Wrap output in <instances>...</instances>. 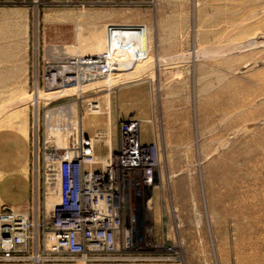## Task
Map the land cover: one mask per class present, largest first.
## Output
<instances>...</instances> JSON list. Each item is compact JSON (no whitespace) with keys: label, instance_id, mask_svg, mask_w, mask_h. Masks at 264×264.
Here are the masks:
<instances>
[{"label":"rangeland","instance_id":"rangeland-1","mask_svg":"<svg viewBox=\"0 0 264 264\" xmlns=\"http://www.w3.org/2000/svg\"><path fill=\"white\" fill-rule=\"evenodd\" d=\"M0 7L28 10L25 22L14 20L20 25L18 40L0 39V208L7 203L28 210V196L21 197L26 184L28 190L39 184L41 219L45 200L47 209L57 201L52 191L45 197L42 171L33 170L29 155L34 68L41 70L57 51L78 55L80 40L109 23L140 24L142 33H126L146 44L147 57L114 74L110 86L82 89L109 110L89 117L99 128L112 118L113 129L119 89L126 91L145 140L158 142L157 237L169 233L181 249L174 259L46 258L39 264H264V0H79L38 7L0 2ZM0 21V32L11 28ZM255 33L259 43L238 45ZM121 35L112 34L109 43ZM6 46L26 48L24 68L18 60V68L6 69ZM89 125L86 118L93 133L97 127ZM6 136L13 137L6 142ZM0 263L33 264L28 259Z\"/></svg>","mask_w":264,"mask_h":264},{"label":"built area","instance_id":"built-area-1","mask_svg":"<svg viewBox=\"0 0 264 264\" xmlns=\"http://www.w3.org/2000/svg\"><path fill=\"white\" fill-rule=\"evenodd\" d=\"M0 2L38 7L79 0ZM107 29L113 35L142 33L144 25L109 23ZM133 45L132 49L124 46L133 56L126 67L147 57L146 44L137 40ZM125 66L112 65L106 50L84 55L57 51L43 61L41 70L39 65L34 68L30 82L33 170L42 171L45 197L54 191L58 201L47 209L45 200L43 219L6 205L0 208V260L28 259L39 264L46 258L85 263L179 258L174 237L169 233L157 237L158 142L145 140L138 118L119 119L115 129L108 123L93 133L85 125L87 115L101 112L102 105L82 88ZM108 133L110 147L98 155L94 138ZM156 251L160 254H150Z\"/></svg>","mask_w":264,"mask_h":264},{"label":"bare ground","instance_id":"bare-ground-1","mask_svg":"<svg viewBox=\"0 0 264 264\" xmlns=\"http://www.w3.org/2000/svg\"><path fill=\"white\" fill-rule=\"evenodd\" d=\"M228 1H230V0H228ZM232 3H233V1H232ZM14 20H17V19L15 17H10V19L8 18V21L10 22L11 28L7 29L6 31H3V32L1 30V32H0L1 41H7V39H8V40H11V42L15 43L18 40V38L20 36V32H21L20 27H19L20 25L17 22L18 20L17 21H14ZM3 21H6V20L4 19ZM111 35L112 34L109 33L108 29H105V30L99 31L98 33L97 32L94 33V35L91 34V37H89V36H88V38L83 37L84 39L80 40L83 42V45L78 43L79 45L77 47H75L74 51L78 52L79 54H81L82 51H86V52L88 51L85 54H98V53H102L103 51L106 50L109 52V61L111 62L112 65L119 66V65L123 64L125 66V65H127V63L130 64L132 62L133 56L129 55L126 52V49L124 48V46L125 47L128 46V47H130V49H132V47L134 46L133 44L137 41L136 37L131 33H125L121 36L116 37L112 42L109 43V41H110L109 38L111 37ZM78 37H80V36H78ZM262 37H264V35H262ZM81 38H82V36H81ZM243 38H244V41H242L241 44H238L241 47L253 46V45L259 43V41H258L259 37H258L257 33H255L253 35L248 34V35L244 36ZM260 40H261V38H260ZM125 53H127V55H126L127 58H126V56H124ZM136 63L137 62H135L134 65H132L131 67L125 66L124 69L120 68L117 71L115 70V72H112L108 77H106L102 80L96 81L95 85L99 84V85L110 86L113 83L114 78L116 77L114 74H118L120 71H124V70L128 71L131 68H133ZM125 73L127 74L128 72H125ZM125 73L122 72L120 74H125ZM101 111L109 113V110L107 107H105L104 110H102V108H101ZM89 116L90 115H87V118L90 122L89 126L90 127L96 126L97 128H99L100 124L94 122V120L92 119L93 118L92 115H91L92 118ZM85 125H86V120H85ZM94 140L96 143L98 155L104 154L106 152V149L108 147H110L111 139H110L109 133L106 135H103V136L100 135L99 137L94 138ZM52 192L54 193V191H52ZM56 197H57V195H56ZM51 201L52 202L49 205V207L51 205L53 206V204L58 201V197H57V201L55 199H52Z\"/></svg>","mask_w":264,"mask_h":264},{"label":"crops","instance_id":"crops-1","mask_svg":"<svg viewBox=\"0 0 264 264\" xmlns=\"http://www.w3.org/2000/svg\"><path fill=\"white\" fill-rule=\"evenodd\" d=\"M27 9L26 8H21V7H0V20H6L5 24L7 25V27L10 26V22L8 21V18L10 19V17H15L17 20H19L20 24L21 22H25L26 21V13H27ZM1 23V21H0ZM2 25V24H1ZM3 54H5V59L7 61H9V65L6 67L7 70H9L10 68H18V60H21V67L24 68L25 64H26V48L22 47L20 49V51H18V48L14 49L13 51L10 50L8 48V46H6V50H4L2 52ZM1 56V55H0ZM10 67V68H9ZM28 85H29V79H28ZM120 92H122L119 89ZM120 92L118 93V102H119V111H117L116 113V125L119 119H124V118H135V116L133 117L132 115H134L133 113H131V110H129V104H127V100L125 99V95H126V91L123 92V94H120ZM111 113V111H110ZM111 117V116H110ZM137 118V117H136ZM139 118V117H138ZM112 118H110L108 121H110L109 123L113 124L112 122ZM91 132V131H90ZM13 137V136H12ZM11 136H6L5 137V141L8 142L9 139H12ZM30 140V137H29ZM28 140V143H29ZM7 144V143H6ZM31 145H32V140H31ZM29 152H30V144H29ZM18 150H16L15 152L17 153ZM10 153L13 154V149H10ZM32 154L29 153V155ZM30 162V161H29ZM27 183V182H26ZM22 193H21V197L24 198V201L27 200V196H28V205L29 208L31 207L32 210H30L28 208V210H23L22 208L20 209H15L12 206L7 205V203H3V206H9L15 210L18 211H22V212H27L30 213L33 212V216H37L40 218V209H41V201H40V189H39V184H38V188L37 190H28L27 189V184L26 186L23 185L22 187ZM32 191V192H31ZM32 193V196H31ZM37 198V201L35 200ZM30 200L32 201V206H30ZM2 264V263H0ZM6 264H16V263H6Z\"/></svg>","mask_w":264,"mask_h":264}]
</instances>
